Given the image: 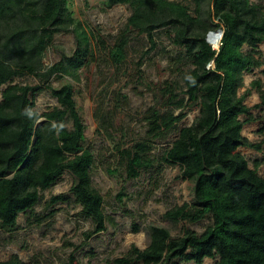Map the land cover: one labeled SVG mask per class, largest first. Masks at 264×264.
<instances>
[{
	"label": "trees",
	"instance_id": "16d2710c",
	"mask_svg": "<svg viewBox=\"0 0 264 264\" xmlns=\"http://www.w3.org/2000/svg\"><path fill=\"white\" fill-rule=\"evenodd\" d=\"M69 1L0 0V90L7 86L0 103V228L15 232L19 216L32 211L42 200L41 192L68 172L75 178L71 192L76 203L94 222V229L85 235L89 241L107 230L104 199L92 184L94 156L83 147L85 127L73 86L67 83L53 88L49 82L55 76H76L86 67L94 58L91 43L97 35L82 30L74 56L50 68L43 64L57 35L82 28L81 24L76 28ZM191 1L196 6L195 17L188 6L169 0H106L105 6L128 5L133 11L128 29L147 34L151 52L157 46L156 32L164 29L174 33V44L184 49L180 59L191 66L183 74L185 94L189 103L199 104L200 116L180 131L163 162L180 166L183 179L194 184V202L169 210L165 218L174 223H197L211 216L213 223L202 235L186 230L180 238H173L163 227L151 226L149 246L145 250L132 247L113 264H176V260L204 264L216 257L220 258L217 264H264V178L258 173L264 161H255L251 169L248 160L237 153L240 148L262 152L264 145L243 136L244 126L253 123L254 117L245 104L248 93L239 96L244 75L264 67V55L256 53L264 45V4ZM219 29L224 36L217 50L207 39ZM127 45L123 35L110 50L114 64L124 63ZM245 46L252 52L245 53ZM25 76H34L41 84L12 85ZM252 87L259 92L258 108L264 107L262 83L254 82ZM45 91L51 92L62 109L40 116L30 97ZM167 93L176 100L171 89ZM177 106L182 108L184 102ZM242 116L247 117L245 121ZM41 118L43 123H39ZM68 118L74 124L71 131ZM183 118V114L156 117L161 122L153 127L159 133L156 136L172 131ZM150 150L149 145L140 144L134 152H123L129 178L136 179L141 170L153 166ZM66 199L53 197L50 205ZM0 264L26 263L12 257Z\"/></svg>",
	"mask_w": 264,
	"mask_h": 264
},
{
	"label": "rangeland",
	"instance_id": "374dc122",
	"mask_svg": "<svg viewBox=\"0 0 264 264\" xmlns=\"http://www.w3.org/2000/svg\"><path fill=\"white\" fill-rule=\"evenodd\" d=\"M105 1H69L76 28L79 24L82 28L77 31L71 28L70 32L57 35L43 64L50 68L65 57L74 56L82 30L97 35V40L91 43L94 58H90V63L76 76L53 77L49 85L60 88L69 83L74 88L77 110L85 127L83 147L94 156L92 184L104 199L107 230L86 241L85 235L94 229V222L85 217L83 208L76 203L71 192L75 178L67 172L50 189L41 192L42 200L32 211L19 216L15 232L5 233L0 228L1 261L18 257L26 264H113L127 256L132 247L145 250L150 243L151 226L163 227L173 238H180L186 230L202 235L213 223L211 216L197 223H174L165 218L169 210L194 202V184L183 179L180 166L163 162L180 131L192 126L200 116L199 104L189 103L185 94L183 74L191 66L180 59L184 49L174 44V33L164 29L156 32L157 46L151 52L148 35L128 29L132 9L128 5L109 9ZM169 1L188 6L191 15L196 16V6L191 0ZM251 1L264 4V0ZM123 35L128 38L126 60L116 65L109 53ZM244 52L250 53L252 48L245 46ZM256 53L264 55V45ZM263 72L261 67L246 73L239 90L240 97L248 93L245 104L254 117L253 123L244 126L242 134L254 144L264 142V107L258 108L259 92L252 87L260 81L264 89ZM40 84L41 80L34 76L16 78L12 83L32 87ZM6 88L0 90V103ZM168 89L177 96L176 100L171 99ZM30 98L40 116L62 109L50 91ZM182 101L184 106L178 108ZM171 114L175 117L183 114L184 118L175 129L161 131L157 137L159 133L153 127L161 122L156 117ZM246 118L242 116L241 120ZM44 121L41 118L39 123ZM73 126L68 118L67 129L71 131ZM140 144L151 147L148 158L153 166L131 179L128 161L122 154L134 152ZM237 153L248 160L251 169L255 168V161H264V145L262 152L240 148ZM258 173L264 178V163ZM56 196L67 199L51 207L50 202ZM135 227L139 228L137 232ZM219 260V257L206 259L204 264H217ZM175 263L195 264L182 260Z\"/></svg>",
	"mask_w": 264,
	"mask_h": 264
},
{
	"label": "bare ground",
	"instance_id": "6f19581e",
	"mask_svg": "<svg viewBox=\"0 0 264 264\" xmlns=\"http://www.w3.org/2000/svg\"><path fill=\"white\" fill-rule=\"evenodd\" d=\"M210 41H211V44L212 46L215 48V49H219L220 48V45H221V39H220V36L218 34H213L211 37H210Z\"/></svg>",
	"mask_w": 264,
	"mask_h": 264
},
{
	"label": "water",
	"instance_id": "95a60500",
	"mask_svg": "<svg viewBox=\"0 0 264 264\" xmlns=\"http://www.w3.org/2000/svg\"><path fill=\"white\" fill-rule=\"evenodd\" d=\"M213 34H218V35L220 36L221 41H222L223 36H224V30H223V29H219V30H217L216 32L211 33V34L208 36V39H207L208 43H210V44H211L210 37H211ZM211 45H212V44H211Z\"/></svg>",
	"mask_w": 264,
	"mask_h": 264
}]
</instances>
